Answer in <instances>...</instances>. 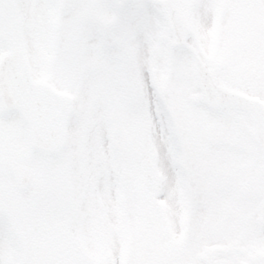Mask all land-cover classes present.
<instances>
[{"label":"snow or ice","instance_id":"1","mask_svg":"<svg viewBox=\"0 0 264 264\" xmlns=\"http://www.w3.org/2000/svg\"><path fill=\"white\" fill-rule=\"evenodd\" d=\"M0 264H264V0H0Z\"/></svg>","mask_w":264,"mask_h":264}]
</instances>
